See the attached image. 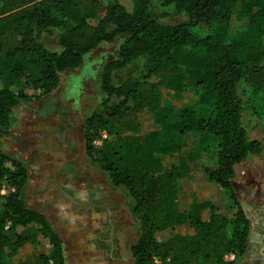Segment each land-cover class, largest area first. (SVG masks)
Instances as JSON below:
<instances>
[{"label": "trees", "instance_id": "1", "mask_svg": "<svg viewBox=\"0 0 264 264\" xmlns=\"http://www.w3.org/2000/svg\"><path fill=\"white\" fill-rule=\"evenodd\" d=\"M153 1L134 0L128 9L117 0H0V136L8 133L13 109L23 97L18 83L48 93L58 85L59 74L79 67L93 47L121 36L118 57L107 62L101 75L100 103L82 134L92 162L132 200L138 225L130 246L133 263L234 264L225 254H244L250 232L232 182L234 166L262 149L243 123L238 85L243 82L264 98V0H162L186 14L188 19L179 23L160 22L150 9ZM231 20L239 27L235 34L199 37L193 30ZM53 30L58 31L57 49L41 39ZM141 59L149 63L138 77L114 79L115 71ZM190 95L198 106L174 110L172 100ZM144 109L154 114L158 128L141 133ZM102 130L108 138L95 148L93 137ZM188 132L217 139L216 162L204 172L236 211L228 217L207 200L192 202L186 212L191 232L161 240L157 233L178 216L177 197L189 160L177 137ZM27 180L26 166L0 148V191L3 182L14 188L0 192V264L25 243L39 244V235L51 250H38L15 264H68L62 237L26 201ZM18 227L36 231L22 233Z\"/></svg>", "mask_w": 264, "mask_h": 264}, {"label": "rangeland", "instance_id": "2", "mask_svg": "<svg viewBox=\"0 0 264 264\" xmlns=\"http://www.w3.org/2000/svg\"><path fill=\"white\" fill-rule=\"evenodd\" d=\"M117 1L128 9L132 8L134 2V0ZM150 9L163 23H179L188 19L185 13L175 10L173 6L163 3L162 0L153 1ZM193 30L199 37H203L217 31L235 34L239 27L235 20H231L229 25L222 22L212 23L210 26L200 24L194 26ZM57 35L58 31L53 30L45 33L41 39L47 47L57 49ZM122 39L121 36H117L111 42L97 44L83 56L79 67L61 72L58 85L48 93H44L40 88L24 87L22 83H18L19 88L23 87V97L13 109L8 133L0 136V148L31 171L29 173L31 180L24 192L27 203L33 208L40 205L41 195L49 199L51 197L59 199L49 203L52 205L57 203L63 207L71 206L65 195L77 196L92 192L114 197L120 205L119 209H122L117 214V224L120 227L115 230L117 239L114 256L119 258L122 264H134L130 246L138 236V225L132 214V200L123 188L113 186L108 176L92 162L85 150L82 137L85 120L98 108L102 97L100 80L104 67L108 61L118 57ZM148 63L145 59L137 60L128 67L115 71L114 79L131 81V78L138 77L144 71ZM238 92L245 106L243 123L249 137L259 140L262 149L259 154L250 155L234 166L232 182L237 198L248 215L260 209L264 213L262 197L264 196V98L255 94L250 86L243 82L238 85ZM162 95L164 97L166 92L162 91ZM188 104L198 106L193 95L182 100H172L174 110ZM253 106L256 107L257 113H254ZM157 128L151 110H142L139 131L145 133ZM34 132H42V134L36 135ZM48 132L54 134L65 132L63 138L69 140L68 145L71 143L72 148L68 146L61 154L53 155L52 150L60 146V143H54L56 137L53 138L54 134ZM100 132H97L93 139ZM46 133L52 134L49 141L45 136ZM177 138L179 142L185 144L182 154L189 160V172L183 178L182 189L178 193L176 203L178 216L173 223L157 233L161 240L176 233L191 232L186 212L192 202L207 200L217 211L228 217L236 211L226 192L218 184L208 181L204 172L205 167L212 166L216 162L217 139L199 132L179 134ZM43 143L47 144L45 145L47 148L52 147L50 154L40 148ZM162 158L163 163L166 164L168 157ZM208 213L209 209H204L202 216ZM53 214L54 217L50 216V219L55 229H59L62 226L59 223V220L60 222L62 220L61 213L55 210ZM251 219L255 223L250 224L248 241L251 240L253 244L247 245L245 253L237 257L234 264H257L264 253V220L256 221L253 216ZM19 230L22 233L36 231L34 227H19ZM60 234L65 237L64 233ZM38 241L37 245L25 243L18 254L7 261V264H15L20 257L26 258L38 250L44 252L51 250V245L45 237L39 235ZM65 253L69 264H77L70 244H67Z\"/></svg>", "mask_w": 264, "mask_h": 264}, {"label": "crops", "instance_id": "3", "mask_svg": "<svg viewBox=\"0 0 264 264\" xmlns=\"http://www.w3.org/2000/svg\"><path fill=\"white\" fill-rule=\"evenodd\" d=\"M35 133L36 135L42 134V132H34V134ZM48 133L54 134V132ZM64 133L65 132H57V134H59L61 137H65ZM59 140L57 139L61 146L60 149H63H58L57 152L56 150H53V155L62 153L69 143L67 138L64 140L59 138ZM54 141L56 140L54 139ZM57 141L54 143L57 144ZM45 145L47 144L43 143V146L40 148L50 154L52 147L47 148ZM26 168L28 170V180L26 184L27 187V185H29V181L31 180L29 178V173L31 171L27 166ZM76 181L77 180H75V183ZM262 197L264 198L263 195ZM65 199L70 201L71 206L63 207L57 203L52 205L49 202L59 199L53 197L49 199L47 196L41 195L40 205H38L36 208H32L43 213L48 218L52 228L61 237L62 235L60 233L65 234V237H62L64 241V250L66 251L67 244L71 245L74 250V256L77 264H104V262H111V259L115 258L114 252L116 250L115 240L117 238L115 230L120 227V225L117 224V214L118 212L122 211V209H119L120 205L116 202L114 197L102 193L94 194L89 192L78 194L77 196L65 195ZM242 208L245 214H247V210L243 206ZM55 210H58L62 216L61 222L63 221V223H61L59 220V223L62 225L59 229H55L50 219V216L54 217L53 212ZM257 211L258 212L256 213L250 211L251 214H247L250 224L255 223L252 221L251 216H253L256 221L259 219L261 221L264 220V213L261 211V209ZM17 231H21L19 230V227L17 228ZM20 259H22V257H20Z\"/></svg>", "mask_w": 264, "mask_h": 264}, {"label": "built area", "instance_id": "4", "mask_svg": "<svg viewBox=\"0 0 264 264\" xmlns=\"http://www.w3.org/2000/svg\"><path fill=\"white\" fill-rule=\"evenodd\" d=\"M108 138L107 132L102 130L97 137H95L92 140V145L95 148H100L102 144L105 142V140ZM14 188L8 187L5 182H3L2 187H1V194H7L9 191H13ZM225 258L229 261H233L237 258V255L235 252H229L225 254Z\"/></svg>", "mask_w": 264, "mask_h": 264}, {"label": "flooded vegetation", "instance_id": "5", "mask_svg": "<svg viewBox=\"0 0 264 264\" xmlns=\"http://www.w3.org/2000/svg\"><path fill=\"white\" fill-rule=\"evenodd\" d=\"M45 136H47V137H48V140H49V138L52 136V134H46ZM55 137H56L58 140H59V138L64 140V138L61 137L59 134H54V137H53V138H55ZM57 139H55V140L57 141ZM59 141H61V140H59ZM57 143H58V141H57ZM68 146H69L70 148H72V144H71V143H70V145H67V146H66V149L68 148ZM60 148H61V146H58V147H56L54 150H56V152H57V150L60 149ZM62 149H63V148H62ZM62 149H60V150H62ZM66 149H65V150H66ZM65 150H64V151H65ZM70 150H71V149H70ZM52 151H53V150H52ZM58 154H61V153H58ZM250 239H251V238H250ZM263 239H264V236H263ZM251 244H253V242H251V240H249V241H248V246L251 245ZM104 264H122V263H121V260L115 256L114 259H111V262H104ZM257 264H264V253H263V254L261 255V257L259 258Z\"/></svg>", "mask_w": 264, "mask_h": 264}, {"label": "water", "instance_id": "6", "mask_svg": "<svg viewBox=\"0 0 264 264\" xmlns=\"http://www.w3.org/2000/svg\"><path fill=\"white\" fill-rule=\"evenodd\" d=\"M246 216H247V214H246ZM247 218H248V216H247Z\"/></svg>", "mask_w": 264, "mask_h": 264}]
</instances>
